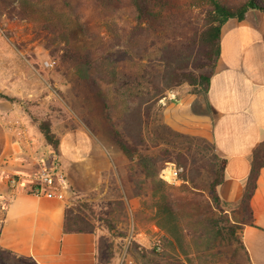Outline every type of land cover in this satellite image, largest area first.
Listing matches in <instances>:
<instances>
[{
	"label": "rangeland",
	"instance_id": "rangeland-1",
	"mask_svg": "<svg viewBox=\"0 0 264 264\" xmlns=\"http://www.w3.org/2000/svg\"><path fill=\"white\" fill-rule=\"evenodd\" d=\"M156 1L163 6L159 11L165 29L161 36L169 38V48L162 47L163 43L157 46L149 39L145 58L137 64L127 60L125 69L142 71L158 62H162L165 68L168 62L171 65L167 79L169 87L154 103L146 135L150 153H159L169 141L173 148L176 147V152L184 151L188 155L186 165L166 161L160 169L161 173L168 162L184 167L183 181L167 185L176 211L173 214L170 209L164 210L160 194L149 201L148 207L142 205V200L137 206L133 203L129 196L131 184L127 185L131 164L126 154L127 163L123 169L119 168L114 180L104 183L112 185L108 194L113 198L109 201L110 206H99L100 211L108 212L109 207L115 206L116 199H125L126 212L116 208V214H112L118 226L115 232L99 218L90 203L96 213V217L91 216L90 209L82 206L86 201L84 198H76L71 205L80 207L98 227L99 264H246L245 250L225 228L227 214L217 209L210 197V183L217 176L223 157L209 137L213 119L205 101L206 90L200 83L189 81L193 73H200L203 57L200 44L190 50L187 43L191 35L206 26L212 1ZM52 13L61 19L63 28L59 32L41 30L43 19ZM132 15V7L125 0H119L116 9L112 5L103 6V3L100 7L95 0H0V109L5 111V107L13 105L14 110L17 109H12L13 115L23 123L25 120L29 122L33 136H37L36 131L42 133L38 120L50 119L52 125L61 131L89 127L104 140H109L115 153L122 152L109 135L105 111L97 105L98 100L94 96L87 98L77 94L79 86H76L70 63L62 62L52 51L62 47V41L75 29H81L82 45L92 48L110 46L113 23H123ZM63 29L68 31V36H62ZM112 51L121 56L122 45L116 44ZM124 89L118 83L103 84L109 106H117L119 115L127 107ZM1 93L16 96L18 100L11 101ZM175 103L180 104V116L185 123L191 124L190 132L178 130L165 121V108ZM50 152L57 160V151L51 147ZM260 153L264 158V144ZM185 178H194L195 182L185 185ZM191 186L193 189L188 195ZM203 233L207 235L202 236ZM134 241L149 248L146 255L135 248ZM0 262L6 263L1 252Z\"/></svg>",
	"mask_w": 264,
	"mask_h": 264
},
{
	"label": "crops",
	"instance_id": "crops-1",
	"mask_svg": "<svg viewBox=\"0 0 264 264\" xmlns=\"http://www.w3.org/2000/svg\"><path fill=\"white\" fill-rule=\"evenodd\" d=\"M205 101L213 119L209 137L226 160L225 179L218 191L233 206L244 194L255 150L264 142L261 11L252 9L245 19L231 18L224 23L220 57ZM167 107L165 121L190 132L191 124L180 116V104ZM12 109L13 105L5 107V111L0 109V245L32 258L34 264H99L98 227L95 231L65 232L66 209L82 197L94 206L100 219L107 216L110 207L108 212H102L99 206H110L112 185L104 183L114 180L119 168L127 163L125 153H115L109 140L89 127L61 131L53 126L59 140L56 160L42 133L36 131L37 136H33L29 122L19 121L13 115L17 109ZM45 165L55 171V182L48 186V193H40V185L36 186L37 192L30 185L13 188L14 175L33 183ZM129 196L137 206L141 197ZM251 206L253 222L244 224L242 231L246 264H264V167Z\"/></svg>",
	"mask_w": 264,
	"mask_h": 264
},
{
	"label": "trees",
	"instance_id": "trees-1",
	"mask_svg": "<svg viewBox=\"0 0 264 264\" xmlns=\"http://www.w3.org/2000/svg\"><path fill=\"white\" fill-rule=\"evenodd\" d=\"M132 7L133 15L130 19L123 23L115 22L112 25L110 46L100 45L92 48L81 43V29L73 30L70 37L68 31L63 29L62 36H68L62 42V47L52 51L53 55L59 57L62 62L70 63V68L75 74L77 94H83L90 98L94 96L97 105L105 111V125L111 139L124 151L130 161L128 169L129 180L131 183V194L140 196L143 206L149 205L151 199H155L160 194L161 200L165 204V211L170 209L175 213V205L172 193L167 190L169 183L160 177V169L166 161H178L181 164H187L189 161L186 152H176V147L169 141L167 145L159 153H150L147 144L146 129L152 118L154 103L158 101L169 87L167 81L169 77L168 71L172 70L169 62L165 66L162 62L152 63L144 67L142 71H128L125 69V62L130 60L134 64L141 62L149 50V39L157 46L169 48V38L165 39L161 36L165 30L162 25L161 15L159 11L163 6H159L156 0H125ZM160 1V0H159ZM212 6L207 13V22L204 29L191 35L188 41L190 50L200 44L202 49V63L199 67L200 73L191 75L189 81L192 84L200 83L206 90L209 89L211 77L216 70L217 63L221 52V36L224 23L231 19L237 18L243 20L252 9H257L264 13V0H236L227 2L224 0H211ZM97 5L103 3V6L112 5L116 9L119 0H95ZM63 28L61 19L54 13L48 14L41 23V30L60 31ZM170 37V36H168ZM115 40V44L113 43ZM53 42H56L53 40ZM117 42V43H116ZM116 44L122 45L121 56L112 51ZM156 62V61H155ZM121 76V77H120ZM121 78V79H120ZM120 84L124 87L127 107L119 115L117 106H109L107 95L103 91V84ZM11 101L18 100V97L1 93ZM108 110V111H106ZM38 126L43 133L48 144L53 150L58 152L59 140L57 134L53 130L52 121L50 119H39ZM214 144V143H213ZM262 142L255 150L249 179L240 202L234 206H230L225 202L218 191L219 185L225 179L226 160L221 159L217 176L210 183V197L214 206L226 213V226L230 237L237 241L246 251L245 244L242 239V231L244 224L253 222V209L251 206L252 198L258 187V179L261 170L264 167V158L260 153ZM215 146V145H214ZM186 176V175H185ZM189 182V183H188ZM195 179L185 178V185H190ZM191 186L187 190L188 195L191 193ZM174 194V193H173ZM115 206L111 207L110 215L101 216V219L107 224L109 229L115 232L118 228L116 222L112 218L116 208H121L126 212V202L123 197L114 201ZM83 207L89 208L91 216L96 217V213L88 201H84ZM142 209L137 211L140 214ZM77 212H81L77 213ZM234 217V218H233ZM91 217L82 212L80 207L69 205L66 209V217L64 224L65 232H85L95 231L96 225L90 219ZM215 226V224L213 223ZM222 232V230H221ZM213 234V233H212ZM209 233V235H212ZM207 235L203 233L202 236ZM171 242L170 238H166ZM135 248L145 255L149 251L148 247L134 241ZM157 251V249H153ZM0 252L6 263L0 264H34L32 258L22 257L11 250L0 245Z\"/></svg>",
	"mask_w": 264,
	"mask_h": 264
},
{
	"label": "built area",
	"instance_id": "built-area-1",
	"mask_svg": "<svg viewBox=\"0 0 264 264\" xmlns=\"http://www.w3.org/2000/svg\"><path fill=\"white\" fill-rule=\"evenodd\" d=\"M163 100V99H162ZM184 171V167L178 166L176 163L168 162L161 170V177L170 184H179L183 181L181 174ZM55 182V171L49 166L45 165L41 171L37 174V179L33 183H29V180L23 178L17 174L11 178V184L14 189H25L28 185L31 186V190L37 192L36 186L40 185L38 189L40 193L49 192L48 186L53 185Z\"/></svg>",
	"mask_w": 264,
	"mask_h": 264
}]
</instances>
